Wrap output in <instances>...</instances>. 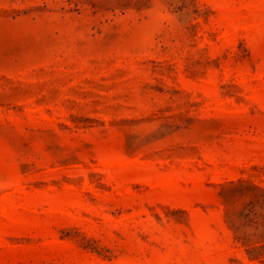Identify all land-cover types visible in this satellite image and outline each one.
<instances>
[{"label":"rangeland","instance_id":"1","mask_svg":"<svg viewBox=\"0 0 264 264\" xmlns=\"http://www.w3.org/2000/svg\"><path fill=\"white\" fill-rule=\"evenodd\" d=\"M0 264H264V0H0Z\"/></svg>","mask_w":264,"mask_h":264}]
</instances>
